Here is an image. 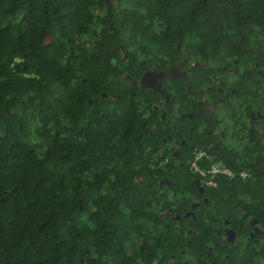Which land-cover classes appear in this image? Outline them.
<instances>
[{
  "label": "trees",
  "instance_id": "trees-1",
  "mask_svg": "<svg viewBox=\"0 0 264 264\" xmlns=\"http://www.w3.org/2000/svg\"><path fill=\"white\" fill-rule=\"evenodd\" d=\"M259 34L264 0H0V264L214 259L221 215L182 232L189 202L158 185L136 109L110 89L179 49L240 58ZM250 251L214 264H258Z\"/></svg>",
  "mask_w": 264,
  "mask_h": 264
},
{
  "label": "flooded vegetation",
  "instance_id": "flooded-vegetation-1",
  "mask_svg": "<svg viewBox=\"0 0 264 264\" xmlns=\"http://www.w3.org/2000/svg\"><path fill=\"white\" fill-rule=\"evenodd\" d=\"M254 37L240 58L179 49L158 65L146 59L147 68L115 76L126 84L110 90L136 109L158 185L176 182L177 198L189 202L176 213L185 219L182 232L194 231L195 214L210 221L220 214L206 255L226 259L239 244L264 264V36Z\"/></svg>",
  "mask_w": 264,
  "mask_h": 264
},
{
  "label": "built area",
  "instance_id": "built-area-1",
  "mask_svg": "<svg viewBox=\"0 0 264 264\" xmlns=\"http://www.w3.org/2000/svg\"><path fill=\"white\" fill-rule=\"evenodd\" d=\"M192 165H194V162H192ZM194 167H195V165H194ZM198 172H199L200 174L203 173L202 169H198Z\"/></svg>",
  "mask_w": 264,
  "mask_h": 264
},
{
  "label": "water",
  "instance_id": "water-1",
  "mask_svg": "<svg viewBox=\"0 0 264 264\" xmlns=\"http://www.w3.org/2000/svg\"><path fill=\"white\" fill-rule=\"evenodd\" d=\"M124 77H128V75H124Z\"/></svg>",
  "mask_w": 264,
  "mask_h": 264
}]
</instances>
